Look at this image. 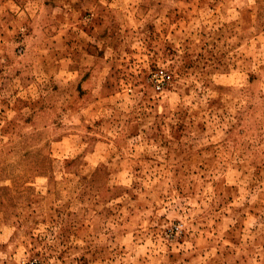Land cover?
Returning a JSON list of instances; mask_svg holds the SVG:
<instances>
[{
  "label": "rangeland",
  "instance_id": "obj_1",
  "mask_svg": "<svg viewBox=\"0 0 264 264\" xmlns=\"http://www.w3.org/2000/svg\"><path fill=\"white\" fill-rule=\"evenodd\" d=\"M0 264H264V0H0Z\"/></svg>",
  "mask_w": 264,
  "mask_h": 264
},
{
  "label": "built area",
  "instance_id": "obj_2",
  "mask_svg": "<svg viewBox=\"0 0 264 264\" xmlns=\"http://www.w3.org/2000/svg\"><path fill=\"white\" fill-rule=\"evenodd\" d=\"M159 88V85L157 84L156 86H155V89H158Z\"/></svg>",
  "mask_w": 264,
  "mask_h": 264
}]
</instances>
